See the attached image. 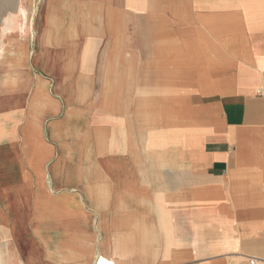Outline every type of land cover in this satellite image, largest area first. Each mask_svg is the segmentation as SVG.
<instances>
[{
  "label": "crops",
  "instance_id": "0c3cea01",
  "mask_svg": "<svg viewBox=\"0 0 264 264\" xmlns=\"http://www.w3.org/2000/svg\"><path fill=\"white\" fill-rule=\"evenodd\" d=\"M38 11L0 58V264L264 258V0Z\"/></svg>",
  "mask_w": 264,
  "mask_h": 264
},
{
  "label": "bare ground",
  "instance_id": "6f19581e",
  "mask_svg": "<svg viewBox=\"0 0 264 264\" xmlns=\"http://www.w3.org/2000/svg\"><path fill=\"white\" fill-rule=\"evenodd\" d=\"M21 2L22 0H0V5L4 4L5 6L9 5L10 7H12L11 9L12 12H9V14L2 19V23L0 26V35L3 36L15 32L28 33V31L31 29V24H30L31 22L28 12L24 9V7L20 5ZM2 54H3V49L0 45V58ZM97 264H112V263L107 262L102 258H99L97 260Z\"/></svg>",
  "mask_w": 264,
  "mask_h": 264
},
{
  "label": "rangeland",
  "instance_id": "374dc122",
  "mask_svg": "<svg viewBox=\"0 0 264 264\" xmlns=\"http://www.w3.org/2000/svg\"><path fill=\"white\" fill-rule=\"evenodd\" d=\"M32 1H33V3H32ZM42 1L43 0H22L20 5L22 7H24V9L28 12L30 22H31L30 23L31 24L30 30H32V29L33 30L32 31L29 30L28 33L15 32V33L6 34L3 36L0 35V45L3 49V53L10 51L12 46H14V44L16 43L15 41H17L18 39H21V38L25 39L26 36H30L31 34L34 33L35 22L32 19L38 18V12H39L38 10H39V6L42 3ZM11 9H12V7H10L9 5L8 6H5L4 4L0 5V26L2 23V19L4 17H6L9 14V12H12ZM18 20H19V18H18Z\"/></svg>",
  "mask_w": 264,
  "mask_h": 264
},
{
  "label": "built area",
  "instance_id": "2783aa9c",
  "mask_svg": "<svg viewBox=\"0 0 264 264\" xmlns=\"http://www.w3.org/2000/svg\"><path fill=\"white\" fill-rule=\"evenodd\" d=\"M238 264H264V258L243 256Z\"/></svg>",
  "mask_w": 264,
  "mask_h": 264
}]
</instances>
